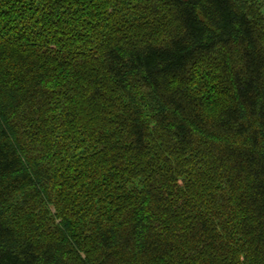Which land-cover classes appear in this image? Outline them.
Here are the masks:
<instances>
[{"label": "trees", "instance_id": "trees-1", "mask_svg": "<svg viewBox=\"0 0 264 264\" xmlns=\"http://www.w3.org/2000/svg\"><path fill=\"white\" fill-rule=\"evenodd\" d=\"M0 264H264V0H0Z\"/></svg>", "mask_w": 264, "mask_h": 264}, {"label": "clouds", "instance_id": "clouds-1", "mask_svg": "<svg viewBox=\"0 0 264 264\" xmlns=\"http://www.w3.org/2000/svg\"><path fill=\"white\" fill-rule=\"evenodd\" d=\"M215 109H216V106H213V108L211 109V111H213V112H214V111H215Z\"/></svg>", "mask_w": 264, "mask_h": 264}]
</instances>
